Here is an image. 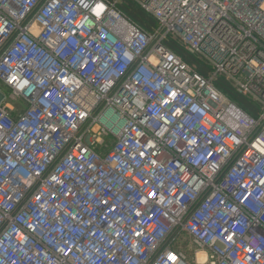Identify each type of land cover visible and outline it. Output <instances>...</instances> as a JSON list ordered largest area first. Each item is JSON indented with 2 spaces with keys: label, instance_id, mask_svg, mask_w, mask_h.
Wrapping results in <instances>:
<instances>
[{
  "label": "clouds",
  "instance_id": "1",
  "mask_svg": "<svg viewBox=\"0 0 264 264\" xmlns=\"http://www.w3.org/2000/svg\"><path fill=\"white\" fill-rule=\"evenodd\" d=\"M258 85L264 0H0V264H264Z\"/></svg>",
  "mask_w": 264,
  "mask_h": 264
},
{
  "label": "built area",
  "instance_id": "2",
  "mask_svg": "<svg viewBox=\"0 0 264 264\" xmlns=\"http://www.w3.org/2000/svg\"><path fill=\"white\" fill-rule=\"evenodd\" d=\"M241 10H243V8H241ZM257 88L258 90H264V85H258Z\"/></svg>",
  "mask_w": 264,
  "mask_h": 264
}]
</instances>
